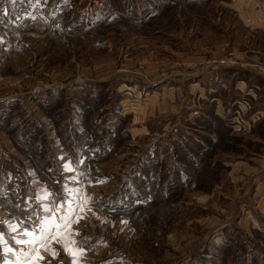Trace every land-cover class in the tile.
Listing matches in <instances>:
<instances>
[{"label": "rangeland", "instance_id": "1", "mask_svg": "<svg viewBox=\"0 0 264 264\" xmlns=\"http://www.w3.org/2000/svg\"><path fill=\"white\" fill-rule=\"evenodd\" d=\"M242 62L264 0H0V264H264Z\"/></svg>", "mask_w": 264, "mask_h": 264}, {"label": "crops", "instance_id": "2", "mask_svg": "<svg viewBox=\"0 0 264 264\" xmlns=\"http://www.w3.org/2000/svg\"><path fill=\"white\" fill-rule=\"evenodd\" d=\"M256 14V13H255ZM254 15V14H253ZM247 20L248 21H250V20H255L254 18H249V17H247ZM253 58V57H252ZM224 59H220V66L221 67H230V66H233V65H230L231 63H228V62H221V61H223ZM237 62H240L239 60L237 61L236 60V63ZM248 64H250V66L251 67H248ZM240 65L242 66V67H244V66H247V67H245V69L247 68V71H253L256 75H257V77H256V79H258V80H262V81H264V73H257L255 70H256V65L255 64H253V63H251V62H242V63H240ZM239 67V66H238ZM253 68V69H252ZM256 85V84H255ZM263 108H260L259 109V111H258V114H257V118H255V120L253 121V125H251V128H250V124H249V128L251 129H249V132L251 131V133L254 131V129H252V128H255L256 126H257V124L258 125H260L261 123H264V100H263V106H262ZM229 122V126L232 128L231 129V131L233 132L234 130H236L235 129V125L236 126H239V124H240V122L238 123V124H233L234 122H232V120H229L228 121ZM242 124V123H241ZM246 124V123H245ZM245 124H243V126L245 127V129H247L248 130V128H246V126L247 125H245ZM241 126V125H240ZM215 134H217V132H214ZM262 135H264V131L262 132Z\"/></svg>", "mask_w": 264, "mask_h": 264}, {"label": "built area", "instance_id": "3", "mask_svg": "<svg viewBox=\"0 0 264 264\" xmlns=\"http://www.w3.org/2000/svg\"><path fill=\"white\" fill-rule=\"evenodd\" d=\"M231 60H232V58H231ZM221 62H228V63H230V61L228 60H223V61H221ZM232 62H233V60H232ZM256 67H257V69L255 70L257 73H264V63H261V64H259V65H256Z\"/></svg>", "mask_w": 264, "mask_h": 264}, {"label": "trees", "instance_id": "4", "mask_svg": "<svg viewBox=\"0 0 264 264\" xmlns=\"http://www.w3.org/2000/svg\"><path fill=\"white\" fill-rule=\"evenodd\" d=\"M217 131H218V130H217ZM217 131H216V132H217ZM217 135H218V132H217Z\"/></svg>", "mask_w": 264, "mask_h": 264}]
</instances>
